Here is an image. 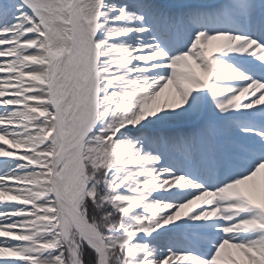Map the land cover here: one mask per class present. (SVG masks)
I'll use <instances>...</instances> for the list:
<instances>
[{"label":"snow or ice","instance_id":"1","mask_svg":"<svg viewBox=\"0 0 264 264\" xmlns=\"http://www.w3.org/2000/svg\"><path fill=\"white\" fill-rule=\"evenodd\" d=\"M0 264H264V0H0Z\"/></svg>","mask_w":264,"mask_h":264}]
</instances>
